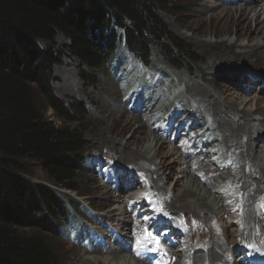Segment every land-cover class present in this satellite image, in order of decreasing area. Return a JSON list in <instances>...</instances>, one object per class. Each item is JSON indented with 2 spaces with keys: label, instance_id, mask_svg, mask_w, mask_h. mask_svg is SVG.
<instances>
[{
  "label": "trees",
  "instance_id": "1",
  "mask_svg": "<svg viewBox=\"0 0 264 264\" xmlns=\"http://www.w3.org/2000/svg\"><path fill=\"white\" fill-rule=\"evenodd\" d=\"M170 5V0H0V264H63L51 240L90 245L96 238L93 205L79 201L80 175L91 164L89 142L69 128L85 117V106L55 95L54 70L68 54L80 69L97 71L119 64L126 52L154 71L153 48L172 68L189 67L196 53L161 17ZM59 35L67 44L57 46ZM43 104L56 122L44 118ZM33 165L42 182H32Z\"/></svg>",
  "mask_w": 264,
  "mask_h": 264
},
{
  "label": "bare ground",
  "instance_id": "2",
  "mask_svg": "<svg viewBox=\"0 0 264 264\" xmlns=\"http://www.w3.org/2000/svg\"><path fill=\"white\" fill-rule=\"evenodd\" d=\"M239 2H209L210 11L213 12L208 18L219 19L224 27V30L214 32L213 36H228L235 31V39L244 38L246 43L226 37L213 43L205 41L204 44L212 47L233 45L247 58L255 50L264 49V0ZM193 23L196 21H188L187 27L198 32L200 28ZM203 24L202 21L201 25ZM262 69L256 75L260 80H251L247 75L236 80L220 79V83L225 82L228 85L226 87L232 90L231 93L243 96L235 107L227 90L226 93L224 89L215 88L216 93H211L208 88L190 87L187 103L179 113L180 118L189 117L187 108L194 101L201 113L203 112V119L206 115L213 119L220 140H202L201 145L182 151L180 146L184 142L192 145L201 132H192L185 141H178V146L166 148L163 146L162 136H158L154 130L143 133L148 125L138 121L139 109L130 110L132 115L125 110L110 111L107 117L109 129L119 128L121 133H131L130 139L119 143L117 149L112 147L116 149L118 156L149 162L158 160L155 171L149 172L148 180L142 173L143 170H137L143 183L148 188H153L157 202L154 203L153 212L142 210V214L134 217L136 211L131 205L141 201L137 196L111 199L116 205H125L123 210L120 207L117 209L118 216L121 217L117 223L120 226L119 232L115 234L117 248L108 250L109 256L104 262L95 257L85 260L82 258L81 264H249L250 259L253 264H263L264 255L254 256L264 252V67ZM252 89H257L256 92L259 89V92L247 98ZM223 116L230 117V120ZM106 140L111 141L109 138ZM241 140L243 143H240ZM145 143L147 146L144 151L137 152L138 147ZM218 146L223 147L227 155V161L222 165L216 159L219 155ZM163 147L165 151H161ZM167 157L169 161L164 163V158ZM136 162L138 163L137 160ZM173 163L179 168L180 176L173 177ZM223 172H226L225 179L222 178ZM169 177L173 179L168 183ZM152 182L159 187L160 192L153 187ZM165 184L167 189L161 187ZM136 186L141 187L139 181H136ZM225 188L226 191L222 190ZM172 199L175 211L170 208ZM160 215L164 218L160 228L166 226L169 230V236L164 237L165 242L171 240L170 244L177 242L179 245L175 251L166 250L161 243L159 247L162 252L155 250L156 238L151 237L146 226ZM145 230L153 239L145 241L137 248L138 235L142 236ZM146 251L153 253L154 257H148ZM123 254H126L125 258L121 257Z\"/></svg>",
  "mask_w": 264,
  "mask_h": 264
},
{
  "label": "rangeland",
  "instance_id": "3",
  "mask_svg": "<svg viewBox=\"0 0 264 264\" xmlns=\"http://www.w3.org/2000/svg\"><path fill=\"white\" fill-rule=\"evenodd\" d=\"M170 1L171 5L161 14V17L169 24L172 31L184 39L196 53L197 61L189 65V67L183 66L179 70L172 68L164 62L157 50L153 48L152 65L154 66V72H151L152 70L146 71L136 58L126 52H124V57L119 59V64L113 63L111 66L105 62L106 66L97 71L80 69L79 62L68 54L62 58V65L54 70L52 88L55 95L66 104L75 101L85 106V117L79 123L71 124L69 128L83 133L85 140L89 142L86 153L88 154L87 159L91 161V164L84 166L80 175L82 180L80 181L79 189L84 197L80 198L79 201L84 204L90 202L93 205L95 210L93 215L97 217L98 226L92 227V229L97 231V233L99 232V237L97 236L96 238L99 242L97 248L87 246L82 241L72 242L70 238L64 239L60 237L51 240L49 242L51 248L62 258L63 264H81L82 258L85 260L94 257L104 262V259L109 256L108 250L117 248L114 235L119 232L120 226L117 223L121 220L117 209L120 207L123 210L125 205L119 206V204L112 203L111 199L114 197L113 200L121 197L137 196L138 200L141 201L131 205L136 211L134 217L142 214V210H147L149 213L155 210L154 203L156 204L157 198L152 191L153 188H148L143 183L142 177L137 173V170H140V172L143 170L144 172L142 173L145 174L148 180V177L150 179L149 172L155 171V164L158 163V160L149 162L139 158H131V160L118 156L116 149L119 143L129 140L131 133H121L119 128L109 129L107 117L111 110L120 112L125 110L132 115L130 110L139 109L138 121L148 125L143 133L154 130L158 136H162V143L166 148L178 146V141H185L190 134L201 132V135L195 138L192 145H189L190 142H184L180 146L182 151L194 145H201L202 140H207L208 142H213L217 138L220 140L213 119L208 115L203 119L201 116L203 112L201 113L200 108L197 107L194 101H191L190 107L187 108L189 117L180 118L179 113L182 110V106L187 103V92L190 87L208 88L211 93H216L217 89L215 88L227 90L231 95L232 105L235 107L243 96L241 97L239 93H231L232 90L226 87L228 85L224 84L225 82L220 83L222 81L220 79L236 80V78H243L247 75L251 80H258L259 78L256 75L260 70H263L264 49H257L251 56L245 58L240 49L233 45L212 47L204 44L205 41L213 43L226 37L237 42L246 43L244 38L235 39V31L228 36H213L214 32L224 30L219 19L208 18L213 12L210 11L211 8L208 4H210L209 2H215V0ZM237 2L240 3L239 0ZM190 20L196 21L193 25H197L200 28L198 32H193L187 27V23ZM202 21L204 22L203 25H201ZM55 40L57 46L67 44V40L60 35ZM39 45L42 48L46 47L42 42H39ZM80 73L92 80L83 81ZM256 90L252 89L250 93L247 91V95L249 93L247 98L259 92V89L257 92ZM43 107L44 118L56 122L57 119L54 117L53 111L45 108V104H43ZM230 117L223 116L226 120H230ZM196 123L199 125H196ZM100 134L104 135L100 136ZM106 138L111 141H107L108 139L106 140ZM240 143H243V140ZM146 146L147 143L138 147L136 151L142 153ZM164 147L161 148V151H165ZM217 149H219V155L216 156V159L222 165L227 161L226 151L221 146H218ZM147 159H149L148 156ZM161 160L163 159L161 158ZM168 161V157L164 158V163ZM171 166L173 168L171 170L173 177L178 176L179 168L174 163ZM168 170H165V172ZM31 171L32 182H42L43 177L38 166L33 165ZM225 174L226 172L222 173L223 179L227 178ZM119 177H123L122 179L126 181L120 180ZM168 179L169 183V181L172 182L173 178L169 177ZM136 181H139L140 188H137ZM226 183L228 184L227 180ZM152 185L158 190L159 187L153 182ZM127 186H131V188L128 189L126 188ZM161 187L164 189L168 188L166 184ZM235 188L237 190V186ZM222 190L226 191V188ZM69 194L74 195L71 192ZM230 197H232V194H230ZM173 202L174 200L172 199L170 208L172 207L171 209L175 211V207L172 205ZM109 215L112 217H109ZM116 219L118 220L115 221ZM163 220L162 215L157 216L155 220L150 221L146 226L147 230L150 231L151 237L156 239L159 237L158 240L161 244H164L166 250L175 251L178 248V243L173 242L170 244L171 240L169 242L164 240V237L169 236V230L166 226L160 228ZM80 222L81 225L87 226L84 220ZM141 224L143 225L142 222ZM182 229L186 230L184 226H182ZM27 232L31 233V231ZM241 251L243 252V250ZM140 252L144 254L143 250H140ZM146 252L148 257H154L153 253ZM125 256L126 254L121 255L122 258H125ZM127 256L129 258V255Z\"/></svg>",
  "mask_w": 264,
  "mask_h": 264
},
{
  "label": "snow or ice",
  "instance_id": "4",
  "mask_svg": "<svg viewBox=\"0 0 264 264\" xmlns=\"http://www.w3.org/2000/svg\"><path fill=\"white\" fill-rule=\"evenodd\" d=\"M153 238L150 237L149 233L147 232V230H145L144 234L142 236L138 235V238L136 240V246L137 248L141 247V245L145 242V241H150ZM154 243L156 245L155 250L156 251H161L162 249L159 247L160 246V241L158 239L154 240ZM261 255H264V252H261Z\"/></svg>",
  "mask_w": 264,
  "mask_h": 264
}]
</instances>
